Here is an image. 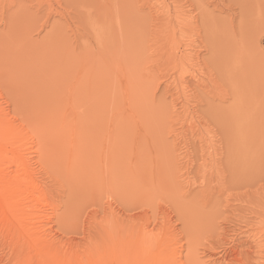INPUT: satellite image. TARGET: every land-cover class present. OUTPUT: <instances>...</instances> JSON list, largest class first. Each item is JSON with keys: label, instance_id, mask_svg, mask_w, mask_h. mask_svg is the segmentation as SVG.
<instances>
[{"label": "rangeland", "instance_id": "374dc122", "mask_svg": "<svg viewBox=\"0 0 264 264\" xmlns=\"http://www.w3.org/2000/svg\"><path fill=\"white\" fill-rule=\"evenodd\" d=\"M0 120V264H264V0H0Z\"/></svg>", "mask_w": 264, "mask_h": 264}, {"label": "bare ground", "instance_id": "6f19581e", "mask_svg": "<svg viewBox=\"0 0 264 264\" xmlns=\"http://www.w3.org/2000/svg\"><path fill=\"white\" fill-rule=\"evenodd\" d=\"M3 121L0 120V152L5 149V147H9L14 151L19 152L24 146L25 141H29V138L17 133L14 128L7 126V123ZM3 160L7 161V158L1 154L0 161L3 162ZM7 164H15L16 168H18V174L14 177H9V175L0 177V197L4 204L2 205L3 208L15 210V202L17 198L20 196L25 197L26 193L22 188L27 184L29 177L25 169L26 163L21 158L15 156L14 158L9 159ZM16 204L19 203L17 202ZM27 206L29 207V202ZM29 260V257L27 259L25 258L22 264H28Z\"/></svg>", "mask_w": 264, "mask_h": 264}]
</instances>
